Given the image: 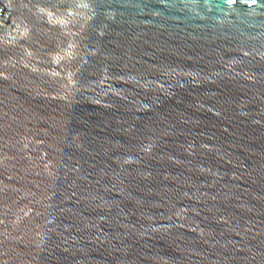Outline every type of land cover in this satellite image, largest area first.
Wrapping results in <instances>:
<instances>
[{"label": "water", "instance_id": "95a60500", "mask_svg": "<svg viewBox=\"0 0 264 264\" xmlns=\"http://www.w3.org/2000/svg\"><path fill=\"white\" fill-rule=\"evenodd\" d=\"M0 264H264V0H0Z\"/></svg>", "mask_w": 264, "mask_h": 264}]
</instances>
